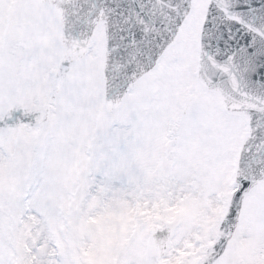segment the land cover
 <instances>
[{
    "label": "snow or ice",
    "instance_id": "obj_1",
    "mask_svg": "<svg viewBox=\"0 0 264 264\" xmlns=\"http://www.w3.org/2000/svg\"><path fill=\"white\" fill-rule=\"evenodd\" d=\"M0 264H264V0H0Z\"/></svg>",
    "mask_w": 264,
    "mask_h": 264
}]
</instances>
